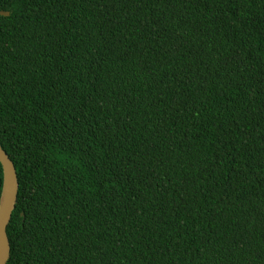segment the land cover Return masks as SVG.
Returning <instances> with one entry per match:
<instances>
[{
	"label": "trees",
	"instance_id": "16d2710c",
	"mask_svg": "<svg viewBox=\"0 0 264 264\" xmlns=\"http://www.w3.org/2000/svg\"><path fill=\"white\" fill-rule=\"evenodd\" d=\"M0 11L8 264H264V0Z\"/></svg>",
	"mask_w": 264,
	"mask_h": 264
},
{
	"label": "water",
	"instance_id": "95a60500",
	"mask_svg": "<svg viewBox=\"0 0 264 264\" xmlns=\"http://www.w3.org/2000/svg\"><path fill=\"white\" fill-rule=\"evenodd\" d=\"M2 16L9 12L0 11ZM0 163L3 167V189L0 199V264H8L11 258V243L8 227L18 203L20 182L16 166L8 153L0 145Z\"/></svg>",
	"mask_w": 264,
	"mask_h": 264
}]
</instances>
